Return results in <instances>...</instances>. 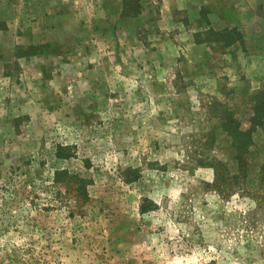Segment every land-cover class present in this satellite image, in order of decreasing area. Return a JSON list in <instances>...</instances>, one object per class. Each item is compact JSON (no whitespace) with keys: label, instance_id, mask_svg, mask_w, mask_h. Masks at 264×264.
Returning <instances> with one entry per match:
<instances>
[{"label":"rangeland","instance_id":"obj_1","mask_svg":"<svg viewBox=\"0 0 264 264\" xmlns=\"http://www.w3.org/2000/svg\"><path fill=\"white\" fill-rule=\"evenodd\" d=\"M251 1L0 0V264H264Z\"/></svg>","mask_w":264,"mask_h":264},{"label":"trees","instance_id":"obj_2","mask_svg":"<svg viewBox=\"0 0 264 264\" xmlns=\"http://www.w3.org/2000/svg\"><path fill=\"white\" fill-rule=\"evenodd\" d=\"M235 30L237 31V29L234 28L233 31H235ZM225 31L227 32L230 30L225 29ZM237 39L238 38H235V40H237ZM257 105H258L259 109L264 110V96L260 97V100L257 101ZM262 116L263 115L257 113L255 118H264ZM258 124H263V122L258 123ZM225 129L227 130V132L230 135H232V137H234V139H235L234 143L236 144V147L238 149L237 160L240 164L244 165L246 163L245 154L249 150V147L252 143V137H251L252 131H251V129L244 130V129L240 128V126L237 124L235 126V129H236L235 135L231 133V127H230L229 123L225 126Z\"/></svg>","mask_w":264,"mask_h":264},{"label":"crops","instance_id":"obj_3","mask_svg":"<svg viewBox=\"0 0 264 264\" xmlns=\"http://www.w3.org/2000/svg\"><path fill=\"white\" fill-rule=\"evenodd\" d=\"M250 6H251V17L254 16V20L257 22H259V19H261L262 21H264V5H263V9L262 11L258 10L257 11V8H258V3H254L253 5V1L250 2ZM236 17H237V22L236 24L238 25V29L239 30H242V22H241V19H242V13H237L236 14ZM238 19H240V22L238 21ZM255 31H257V29H259L258 26H256L255 24Z\"/></svg>","mask_w":264,"mask_h":264}]
</instances>
